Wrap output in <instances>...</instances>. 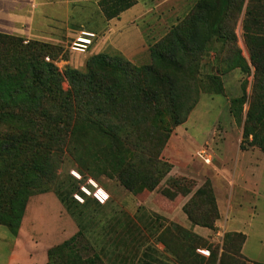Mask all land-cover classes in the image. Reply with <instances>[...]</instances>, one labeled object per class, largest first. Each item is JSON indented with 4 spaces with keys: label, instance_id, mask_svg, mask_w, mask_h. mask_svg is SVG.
Masks as SVG:
<instances>
[{
    "label": "rangeland",
    "instance_id": "374dc122",
    "mask_svg": "<svg viewBox=\"0 0 264 264\" xmlns=\"http://www.w3.org/2000/svg\"><path fill=\"white\" fill-rule=\"evenodd\" d=\"M142 1L144 13L140 12L143 17L136 21L138 26L132 24L122 32L129 39L128 43L119 36H116L119 37L117 40H107L113 33V29L108 27L96 35L91 48H96L102 42L100 50L103 48L101 51L104 54L121 55L136 66L146 65L147 63H142L146 59L144 55L148 52L147 58L150 59V53L144 45L145 41L154 44V39L159 41L166 36L172 27L191 13L197 0ZM89 12L94 14L91 17L98 14L95 7H91ZM236 18L235 41L215 42L212 50L200 59L198 69L194 70L196 76L188 82V98L190 102H196L184 124L178 127L169 124L170 136L167 141L165 135L152 131L150 124L141 126L137 133L132 132L129 126L142 118L136 119L133 111L125 108L127 126L124 128L128 130V136L141 138V154L135 160V169L138 177L145 178V182L138 183L132 190L126 189L116 177L110 175L102 152L103 144L99 146L100 142L94 132L76 136L77 132L74 133L72 127L67 128V109L61 99L51 96L46 107L33 114L28 122L31 138L39 143L41 154L53 156L55 169L47 186L49 191L43 195L45 200L37 203L34 201L37 198L35 196L28 203L23 226L25 234L19 238L20 245L26 246L35 241L37 246L50 244L51 248L69 240L79 231L78 223L56 195L57 192L68 189L73 192V200L79 205H83L86 200L89 203L90 209L78 208L77 211L83 227L84 241L89 242L86 252L100 258L97 259V264H181L180 258L188 246L201 247L210 252L217 250L219 255L224 248L225 264H255L242 254L243 234L239 233L237 236L225 233L217 226L220 216L215 222V228H206L210 232L201 236L192 231L197 225L191 222L186 212L187 207L193 218L201 223L214 218L210 194L207 192L197 197L195 194L207 181L211 183L210 177L217 173L214 170V166L218 164L217 156L223 149L228 159L229 176L232 170L239 175L234 141L237 139L242 144L244 118L242 121L234 118L231 102L233 98L242 95L244 87L251 98L255 69L252 67L250 74H244L240 69L225 71L226 61L232 58L237 48L248 64L251 63L247 38L264 36V0H244L243 10L240 13L235 11L228 23L233 26ZM86 26L90 29L92 24ZM139 29L142 34L138 32ZM73 42L70 41L67 47L50 44L58 48H53L47 58L53 61L61 73L67 67L85 72L87 60L94 55H90L91 48L88 49L90 53L85 56L73 51ZM140 42L143 43L142 48ZM134 50L138 51L136 56H133ZM140 57H144L142 62L133 61ZM211 75H217L221 80L223 91L218 95L211 84ZM62 87L69 100V82L65 80ZM90 99L93 100L94 97L88 96L81 103L75 102L74 109L83 111ZM247 110L246 105L244 112ZM8 130L7 126H0L2 134ZM226 139L223 148L222 144ZM183 140L190 143L191 148H186ZM199 150L208 152L213 158L212 164L206 165L197 158ZM248 150H255L257 155H253L247 164L249 169L244 171L246 183L239 181L240 186L235 189L234 210L243 212L240 225L246 230L264 232V152L258 148H248L245 151ZM31 159V154H23L12 159L9 166L27 169ZM86 167L91 168L94 175L83 176L82 172L86 175ZM7 172L13 173L14 170L7 169ZM74 173H78L82 179L78 181L73 176ZM135 173L130 170V177ZM89 179L108 193L109 198L104 205L99 206L92 196L81 195L83 186L94 191L88 183ZM255 181L258 183L256 190H247L246 185ZM153 185L155 186L152 187ZM225 190L227 191L226 186ZM75 195H80L83 202L75 199ZM226 198L228 199L227 195ZM35 227L37 230H34ZM198 227L205 228L200 225ZM0 230L8 231L4 226H0ZM12 237L15 239L18 235ZM30 237L34 238L33 242ZM40 238H44L42 244ZM251 243L249 247L255 252ZM29 248L30 245H27L23 250L27 251ZM10 251L4 236L0 234V264L7 263ZM175 257L180 260H175ZM139 259L143 261H138Z\"/></svg>",
    "mask_w": 264,
    "mask_h": 264
},
{
    "label": "trees",
    "instance_id": "16d2710c",
    "mask_svg": "<svg viewBox=\"0 0 264 264\" xmlns=\"http://www.w3.org/2000/svg\"><path fill=\"white\" fill-rule=\"evenodd\" d=\"M136 4L137 0H100L98 3L108 21L119 18ZM243 5L244 0H197L184 20L162 39L149 45L151 60L143 66L133 65L121 55L98 54L87 60L85 72L67 67L61 73L53 61H46L47 55L58 47L0 34V126L9 128L4 134L0 132V226L17 236L30 199L49 191L47 186L55 169L53 156L40 153L39 143L31 138L28 122L33 114L46 107L51 96L64 102L67 128L72 127L76 136L91 131L95 133L99 146L103 144L102 152L111 176L128 190L145 182L135 169V160L141 154V138L128 136V130L124 128L127 126L125 108H130L136 119L142 118L129 126L132 132L137 133L141 126L150 124L151 130L165 135L167 141L169 124L172 127L184 124L196 102H190L188 98V82L196 76L200 59L212 50L215 42L235 41L234 26L238 17L233 26L228 21L235 11L240 13L243 10ZM247 40L251 63L248 64L236 48L232 58L226 61L225 71L240 69L244 74H250L253 67L254 91L250 98L244 87L242 95L232 99L231 113L237 120L244 118L240 149L258 148L264 152V36L248 37ZM210 78L215 94H220L223 91L220 78L217 75ZM65 80L70 86L69 100L62 87ZM88 96L94 99L88 101L83 111H76L74 103H81ZM246 105L248 110L245 113ZM23 154L32 155L27 169L9 166L12 159ZM7 169L14 172L9 173ZM130 170L136 172L132 177ZM85 172L86 175L82 172L83 176L94 175L89 167ZM207 192L214 207L213 219L201 223L193 218L187 207L186 212L194 225L214 229L220 214L211 183L207 181L195 196ZM56 195L78 223L79 231L47 251V264H97L100 258L86 252L89 242L84 241L77 211L78 208L90 209L89 203L86 200L79 205L68 189ZM81 195L85 197L83 193ZM232 234L238 236L239 233ZM245 240L244 236L242 246ZM199 249L202 248L186 247L180 258L181 264L226 263L224 248L220 255L217 250L211 251L209 258L199 255Z\"/></svg>",
    "mask_w": 264,
    "mask_h": 264
},
{
    "label": "crops",
    "instance_id": "0c3cea01",
    "mask_svg": "<svg viewBox=\"0 0 264 264\" xmlns=\"http://www.w3.org/2000/svg\"><path fill=\"white\" fill-rule=\"evenodd\" d=\"M99 1L100 0H0V34L18 37L24 39L26 42L34 40L55 46L67 47V44L70 41H75L82 32H91L97 35L101 31L110 27L113 29V33L109 37L110 39L107 40L114 41L120 37V39L123 38L125 39V42L128 43L129 39L124 36L122 32L126 27L129 29L132 24L138 26L136 21L143 17V14L140 13L143 8L142 6L144 5L143 1L137 0V4L134 7L122 13L119 18L110 21L106 20L103 16L98 5ZM91 7L96 8L98 12L97 16L91 17V15L94 16V14L89 12ZM142 12L144 13V11ZM87 24H92V27L87 29ZM132 31L137 33L135 30ZM141 31L142 30L140 29L138 30V32L142 34ZM116 32L118 35H116ZM95 39L93 40V43ZM157 41L154 39L152 43H156ZM93 43L90 45V48ZM143 43L140 42L141 48L143 47ZM149 43L150 42L148 41H145L144 43L147 50H149V45H151ZM107 44L109 46V43ZM101 46L102 42H99L96 48H91V53L89 51L87 52V55L89 53L90 55L104 54L101 51L103 48L100 50ZM109 48L112 47L109 46ZM133 53V56H136L138 51L134 50ZM85 54L80 53V55L83 56H85ZM147 54L148 52L144 55V57H146V59H144L145 61L142 62L144 57H140L133 61H141L142 63L145 62L149 64L150 59L147 58ZM183 141L185 142L186 148H191L190 143L185 140ZM226 142L227 139L222 144L223 148L225 147ZM240 144V141L238 142L237 139L234 141V146L237 152L236 167L239 170V175L235 174L232 170L231 175L229 176V170L227 169L228 159L223 149V152L217 156L218 164L214 166V170H216L217 173H214V175L210 177L220 214V221H218L217 226L222 228L225 233L243 234L246 240L242 246V254L251 263H264V232L262 230H246L240 225V216L243 212H241V210L238 212L234 210L235 206L233 200L235 189L240 186L239 181L242 180V183H246L245 180L247 178L244 175V171L249 169L247 164L251 161L253 155H257L255 150H241ZM225 186L227 191L225 190ZM257 187L258 183L256 181L252 184L249 183L246 185V189L249 191L256 190ZM43 195L45 194L37 196L34 201L42 203L46 198ZM226 195L228 196V199L226 198ZM27 211L28 207L26 213ZM36 215H38V213ZM25 221L26 214L22 221L18 237L15 239H13L9 231L0 230V234L4 236L7 245L11 249L6 264H47V251L50 249V244L43 247L40 245L37 246V244L34 243L35 241L33 242L34 238L30 237L33 244H27L30 245V248L27 251L23 250L27 245H20L19 238L25 234L23 233ZM34 230H37V227H35ZM192 231L201 236L210 232L206 230V228H200L198 226L194 227ZM56 238L57 236L54 237V239ZM40 240L42 244L44 238H40ZM250 243L255 248V252L249 247Z\"/></svg>",
    "mask_w": 264,
    "mask_h": 264
},
{
    "label": "built area",
    "instance_id": "2783aa9c",
    "mask_svg": "<svg viewBox=\"0 0 264 264\" xmlns=\"http://www.w3.org/2000/svg\"><path fill=\"white\" fill-rule=\"evenodd\" d=\"M95 38L96 35L94 33L82 32L81 35L76 38V40L72 43L73 51L82 54L87 53L88 49L90 48V45L93 43V40ZM46 61L51 62L49 58H46ZM196 156L200 161H202L206 165H210L213 162V158L205 150H199ZM73 176L77 180L82 179L78 173H74ZM88 183L94 188V191L89 190L87 186H83L81 189L82 193L87 196H92L99 204L104 205L108 201V193L102 188H99L93 180L89 179ZM75 199L83 202L80 195H75ZM218 237H220V233L218 234ZM197 252L199 255L205 258H209L210 256V251L207 249H199Z\"/></svg>",
    "mask_w": 264,
    "mask_h": 264
},
{
    "label": "bare ground",
    "instance_id": "6f19581e",
    "mask_svg": "<svg viewBox=\"0 0 264 264\" xmlns=\"http://www.w3.org/2000/svg\"><path fill=\"white\" fill-rule=\"evenodd\" d=\"M246 52V51H245Z\"/></svg>",
    "mask_w": 264,
    "mask_h": 264
}]
</instances>
